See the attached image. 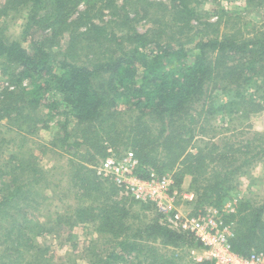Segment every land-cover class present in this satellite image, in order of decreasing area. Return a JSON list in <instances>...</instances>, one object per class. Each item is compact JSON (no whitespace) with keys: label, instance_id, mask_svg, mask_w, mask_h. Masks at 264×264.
Segmentation results:
<instances>
[{"label":"trees","instance_id":"16d2710c","mask_svg":"<svg viewBox=\"0 0 264 264\" xmlns=\"http://www.w3.org/2000/svg\"><path fill=\"white\" fill-rule=\"evenodd\" d=\"M82 1L84 9L73 16ZM115 1L0 0V24L25 13L19 39L0 27V68L8 83H1L0 122L6 119V132L23 139L29 126L37 129L45 110L63 117V144L69 126L79 136L67 144L79 155L71 157L68 184L74 191L70 200L77 201L65 214L55 211L40 220V203L31 191L37 194L42 169L35 156L19 150L2 157L6 136L0 135V264H54L50 245L38 241L50 234L61 238L67 259L84 252L80 263L79 254L73 256V264H140L141 256H148L147 264H197L190 251L200 244L192 232L161 222L152 203L120 196L96 166L111 154L132 151L139 177L171 173V192L190 176L197 209L220 208L239 179H248L264 162V132L254 131L242 142L235 140L237 127L228 124L264 111V31L244 36L246 23L220 33L215 20L199 23L194 36L191 22L199 13L191 0H129L142 6L139 19L156 13L153 25L141 32L132 23L140 11ZM263 1L245 0L254 8ZM103 8L114 19L94 21L91 12L98 10L101 18ZM216 91L232 97L215 103ZM124 114L130 123L118 129ZM209 129L221 139L213 135L196 147L197 137ZM263 212L264 203L244 198L236 210L221 214L232 230L234 252H264ZM86 233L92 239L79 248L78 238Z\"/></svg>","mask_w":264,"mask_h":264},{"label":"rangeland","instance_id":"374dc122","mask_svg":"<svg viewBox=\"0 0 264 264\" xmlns=\"http://www.w3.org/2000/svg\"><path fill=\"white\" fill-rule=\"evenodd\" d=\"M152 1L168 4V0ZM191 1L195 5L199 13L198 20H192L191 22V32L194 33V36L197 35L196 30L200 27L199 23L206 21L213 22L215 20H218L221 23L220 33H222L223 31H230V33H232L237 27H243V25L246 23H250V26L245 28L243 27V29H241L244 36H251L259 31H264V1L262 4H259V7L257 8L251 7L245 2V0ZM115 4L117 7L122 6V8L124 9L128 8L129 11H140L139 15H137L135 19L133 18L132 23L134 27L141 32H144L145 30L150 28L153 25V19H156L157 17L155 15L156 13H153V15L148 16V18L143 17L139 19L143 15L142 6L134 5V1L116 0ZM84 7V2H80L77 5L73 16L76 15V11H82ZM100 11L103 12V16H101V18H98L100 17L98 10L91 12L92 15H97V18H94V21H98L97 19H103V21H107L112 18L114 19V16L111 15V12L108 9L103 8ZM222 11L226 12V14L221 16ZM24 15L25 13H15L12 17L10 16V18L3 20L4 23H1L0 27L4 29L3 31L7 37H10L11 39L20 38L21 31L25 22ZM164 19H166V17ZM5 79L6 77L3 75V72L0 68V90L2 89L3 85L6 86L8 84L7 82H5ZM1 83H3V85ZM231 97V93H223L221 91H216L214 93L215 103H222L226 100H229ZM41 112L43 113V115L41 114L39 116L41 120L36 124L37 129L35 130L32 126H29L25 130L26 134L24 135L25 137L23 139L19 137L15 130V132H6V119H3L0 122V135L6 136L5 143L1 144L4 148L2 157H4L9 152H15L18 150L23 154H32L36 157L35 161H37L38 165L42 169V178L35 186L37 194L35 190H32L31 192L32 197L35 199V201H38L40 203L37 207L39 208L37 209V211L41 215L39 216L40 220H43V218L48 220L52 216H54L53 213L55 211L65 214L66 212H68L69 207L71 209L74 207L73 203L77 201L76 198H74L75 200H70L72 199V194H74V191L71 190L70 187H68V184L71 175V169L69 167L71 157L79 155L77 154L76 150L68 148L67 144L79 140L77 139L79 136L76 131H73L74 125H71L68 127V131H70L71 134L69 135L68 140L63 144L61 142L63 136V117L60 115L49 116L46 114L45 110H41ZM129 118L130 115L128 114H124L121 118H119L117 128L120 129L123 128L124 125H128L130 123ZM228 124L231 128L234 126L237 127V131L235 132V140H240L243 142L246 139H251L253 137L254 131L264 132V111L253 115L250 120H245L243 123L238 122V120L234 118ZM242 124H244V126ZM221 125L222 123H218L217 128H219ZM230 133L231 132L229 131H224L221 134L229 135ZM213 135H216L214 136V139H216L217 141L221 139V135L219 133L213 131L211 132V129H209V132H207L205 135L197 137L194 145L197 147L198 145L203 144L204 142L208 141ZM58 138L60 140H57ZM2 139L3 137H0V143L3 142L1 141ZM85 148L86 147L82 145L79 149L81 152H83ZM120 149L121 151H123L122 148ZM121 153L123 154L124 152ZM250 173L251 174L248 179H239V184H237L235 188H232L230 190L228 196L224 198L222 206L220 208L206 207L203 205L200 208H197L199 210L195 209L197 197L190 187V176H186L183 179L181 187L179 189L176 188L173 190L176 191V195L175 197H172L170 199V203L173 208L184 215L205 213L208 211V209L212 208L216 210L218 217H221V214L223 212L225 213L227 211L236 210L239 203L244 198H246L250 203L261 205L262 203H264V162L258 164L254 170H251ZM156 175H168L174 182V178H172L171 173ZM122 194L123 193L119 192L120 196ZM171 196L172 195H170V197ZM39 200H41L42 202H40ZM33 205L36 204L33 203ZM155 209L157 210L156 207ZM155 209H153V211H147L149 217L155 216ZM196 210L197 212H195ZM161 215V222H163L164 224H168L166 219H164V215L162 213ZM88 239H92V235L90 233H86L82 236L80 235L78 238V247L80 248L83 245L81 244V241H88ZM99 240L102 241L101 238ZM38 241H40L42 244L50 245L52 250L51 252H53L51 256L54 255V264H73V256L78 254L79 255L76 256V261L80 263V257L83 258L86 256L84 255V252H81L79 249L77 254H69L72 257H69V259H67L65 254L66 251H62L59 245V241H62L61 238H57L53 234H50L48 236H41ZM200 249L201 248L191 249V256L194 260L198 261L199 258L202 259V257L205 255L203 251H199ZM147 257L148 256H141L142 259L140 264H147V262L149 261Z\"/></svg>","mask_w":264,"mask_h":264},{"label":"built area","instance_id":"2783aa9c","mask_svg":"<svg viewBox=\"0 0 264 264\" xmlns=\"http://www.w3.org/2000/svg\"><path fill=\"white\" fill-rule=\"evenodd\" d=\"M138 165L134 153L127 151L121 156L111 154L95 169L101 177L111 179L121 193L140 202L152 203L173 228L192 232L205 254L196 260L197 264L204 261L207 264H264V252L242 256L233 251L229 241L232 230L218 217L216 210L210 208L205 213L181 214L170 203L176 195V191H170L171 177L152 172L149 178L143 179L135 172Z\"/></svg>","mask_w":264,"mask_h":264},{"label":"crops","instance_id":"0c3cea01","mask_svg":"<svg viewBox=\"0 0 264 264\" xmlns=\"http://www.w3.org/2000/svg\"><path fill=\"white\" fill-rule=\"evenodd\" d=\"M199 251H201V252H202V250H199Z\"/></svg>","mask_w":264,"mask_h":264}]
</instances>
